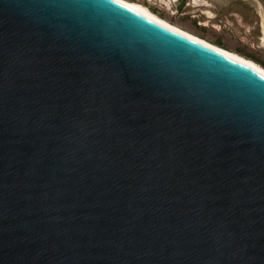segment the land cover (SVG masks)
<instances>
[{"label":"water","instance_id":"1","mask_svg":"<svg viewBox=\"0 0 264 264\" xmlns=\"http://www.w3.org/2000/svg\"><path fill=\"white\" fill-rule=\"evenodd\" d=\"M0 264H264V75L116 0H0Z\"/></svg>","mask_w":264,"mask_h":264},{"label":"rangeland","instance_id":"2","mask_svg":"<svg viewBox=\"0 0 264 264\" xmlns=\"http://www.w3.org/2000/svg\"><path fill=\"white\" fill-rule=\"evenodd\" d=\"M193 35L264 65V0H128ZM220 42L222 45L216 44Z\"/></svg>","mask_w":264,"mask_h":264},{"label":"bare ground","instance_id":"3","mask_svg":"<svg viewBox=\"0 0 264 264\" xmlns=\"http://www.w3.org/2000/svg\"><path fill=\"white\" fill-rule=\"evenodd\" d=\"M118 2H120L121 4L131 8L132 10L146 16L147 18L155 21V22H158L159 24L169 28L170 30H173L175 32H178V33H181L185 36H187L188 38L194 40V41H197V42H200L202 44H205L209 47H212V48H216L218 50H220L221 52H223L224 54L240 61V62H243L251 67H254L256 70H258L261 74L264 75V68L261 67L260 65H258L257 63L253 62L252 60L250 59H246V57H242L240 56L239 54H236V53H233L231 51H228V50H225V49H222V48H219L218 46L216 45H213L211 43H209L208 41L198 37L197 35H193L192 33L184 30V29H181L179 27H177L176 25L168 22L167 20L159 17L156 15V13H153L151 12L147 7L139 4V3H136V2H131V1H128V0H116ZM262 31H263V34H264V25L262 26ZM262 43L264 44V36H263V39H262Z\"/></svg>","mask_w":264,"mask_h":264},{"label":"trees","instance_id":"4","mask_svg":"<svg viewBox=\"0 0 264 264\" xmlns=\"http://www.w3.org/2000/svg\"><path fill=\"white\" fill-rule=\"evenodd\" d=\"M216 44H218V45H220V46L222 45L220 42H217ZM262 67L264 68V65H262Z\"/></svg>","mask_w":264,"mask_h":264}]
</instances>
